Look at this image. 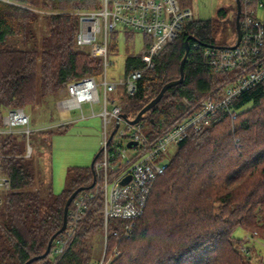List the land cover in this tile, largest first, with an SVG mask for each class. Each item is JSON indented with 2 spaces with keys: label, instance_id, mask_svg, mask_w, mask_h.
<instances>
[{
  "label": "trees",
  "instance_id": "obj_1",
  "mask_svg": "<svg viewBox=\"0 0 264 264\" xmlns=\"http://www.w3.org/2000/svg\"><path fill=\"white\" fill-rule=\"evenodd\" d=\"M191 2L180 0L183 6L191 7ZM101 4L102 0H0V110L37 105L59 95L71 81L102 73V59L78 49L76 43V12ZM236 16L237 4L234 10L219 8L213 18L186 21L178 36L154 56V66L139 79L137 92L123 96L126 113L135 117L164 84L180 78L187 39L190 48L183 81L169 87L141 120L149 123L150 132L162 131L207 94L220 92L232 74L214 72L204 50L235 44ZM41 18L48 21V33L39 52L18 41L26 39L28 28ZM225 26L236 35L233 43L216 37ZM145 37L146 47L152 46V37ZM110 50L116 46L109 44ZM144 58L143 53H129L126 72L142 67ZM252 61L244 67L252 66ZM229 107L232 112L220 109L209 126L191 130L179 143L164 173L153 181L132 235L110 234V242L115 241L119 250L110 264H258L260 258L264 264L260 243L253 241L245 252L243 239L234 235L241 227L248 233L258 231L264 239V230H259L264 227V82L235 98ZM21 138L14 131L0 133V172L10 183L0 193V264H24L41 256L63 225L68 197L81 186L86 188L70 204L66 229L56 234L48 255L29 264H90L88 241L98 228H104L103 198L95 183L91 186L93 169L71 167L70 179L59 193L53 191L52 182L46 188L36 186L23 151L27 134L22 132ZM83 193L93 196L67 236L71 210ZM62 234L68 244L57 254L54 245ZM108 243L109 239L111 248Z\"/></svg>",
  "mask_w": 264,
  "mask_h": 264
},
{
  "label": "built area",
  "instance_id": "obj_2",
  "mask_svg": "<svg viewBox=\"0 0 264 264\" xmlns=\"http://www.w3.org/2000/svg\"><path fill=\"white\" fill-rule=\"evenodd\" d=\"M76 13L79 15L77 46H88L91 55L102 59L105 75L102 82L104 100L102 109L97 112L103 118V137L100 154L94 164V183L96 191L103 198L107 244L110 234L119 237L132 235L136 219L145 211L153 181L164 173L173 149L189 132L209 126L214 114L220 109L232 112L229 106L235 98L264 82V0H241L242 36L237 46H208L204 50V56L213 71L232 74L230 81L220 92H211L193 108L186 109L164 130L153 132L145 129L146 123L141 119L130 122L134 117L126 113L123 96H132L137 92L139 79L154 66V56L178 36L186 21L194 17L192 8L183 6L179 0H102L100 8L79 10ZM118 25L150 35L153 44L147 49L142 67L128 71L118 82H109L106 73L109 65V35L114 33ZM99 32H103L102 40L98 39ZM246 61H252L249 71L244 69ZM98 85L97 77L94 76H83L69 82L64 88L66 96L59 100L58 106L61 109H82V104L89 102L93 107L94 102H101ZM119 89L120 101L112 100V107L108 108V91ZM93 114H96L94 110ZM29 121L24 108H4L0 110V133L13 132V126L27 125ZM25 130V133L30 134L29 127ZM126 178H129L128 181H124ZM9 184V179L0 172V189L8 188ZM90 196L84 194L76 200L71 210L67 236L82 219L83 209L88 205ZM115 221L121 226L111 228L110 224ZM66 234L56 239L55 253L61 254L65 250L68 244ZM257 239L264 252V241H261L259 232L255 230L249 233L248 240L255 242ZM114 249L117 256V246ZM242 249L249 252L246 244H242ZM105 254L104 249L98 264H110L112 256L107 257Z\"/></svg>",
  "mask_w": 264,
  "mask_h": 264
},
{
  "label": "rangeland",
  "instance_id": "obj_3",
  "mask_svg": "<svg viewBox=\"0 0 264 264\" xmlns=\"http://www.w3.org/2000/svg\"><path fill=\"white\" fill-rule=\"evenodd\" d=\"M228 3L234 10L236 0H192L191 8L195 18L208 19L215 17L219 8H230L227 6ZM259 13L263 14L261 10H259ZM47 22L45 18L36 21L32 27L28 28L26 39L20 38L18 42L21 43L23 40L26 46L37 47L39 52L42 51L48 33ZM228 29L225 26L222 32L216 33L217 39L233 43L236 35H232ZM114 32V34L110 33L109 35L110 44L116 46V50H110L108 53L109 65L106 73L109 82H118L124 78L125 73H127L126 57L129 53L147 55L148 49L146 47L145 33L132 31L122 25H118ZM128 32H132L133 35L129 37ZM97 36L99 40H102L103 32H99ZM78 49L89 53L88 46L79 47ZM103 71L102 68V73L97 77L101 102H94L93 107H91L89 102H84L82 109L80 107L61 109L58 106V102L66 96L64 90H61L57 96H48L37 105L26 106L24 110L29 115V124L13 126V131L20 139H22V132H26L25 129L27 127L31 129V134L26 133L27 138L22 140V144L30 167L35 173L36 186L41 185L46 188L52 182L54 192L63 191L70 179L71 172L69 169L73 166H90L94 156L101 149L103 118L97 112L102 109L104 100L102 82L105 75ZM120 95V89L108 91L107 96L110 100L108 108L112 107V100L120 101ZM125 102L126 100L123 99L122 103L125 104ZM93 110L96 114H93ZM65 123V127L59 128L60 124ZM145 129H150L149 123L146 124ZM176 150L177 147L173 149L172 154ZM0 193H2V189H0ZM83 195L84 193L78 197L80 198ZM259 230H264V227L259 228ZM234 235L243 239L244 244H252V240H248L249 233L243 228H236ZM108 239V244L112 245L111 248L106 244L104 228H98V231L91 236L88 241L92 250L90 264H98L104 249L107 257L112 256L110 263L115 259L114 248L116 247V242H110V238ZM261 241L264 240L262 239ZM255 243L258 244L260 241L257 239ZM260 256L264 258L263 251L260 252ZM259 260L256 263L261 264V258Z\"/></svg>",
  "mask_w": 264,
  "mask_h": 264
},
{
  "label": "water",
  "instance_id": "obj_4",
  "mask_svg": "<svg viewBox=\"0 0 264 264\" xmlns=\"http://www.w3.org/2000/svg\"><path fill=\"white\" fill-rule=\"evenodd\" d=\"M236 4H237V16H236L237 39H236L235 44L230 46L232 48L239 44V42L241 40V36H242V27H241V21H240L241 0H236ZM189 48H190L189 40L187 39L186 40V54H185L184 58L182 59L181 65H180V72H181L180 78L175 79V80H171V81L167 82L166 84H164L163 87L161 88V90L159 91V93L153 99H151L145 106H143V108L140 109L138 114L133 119H131L130 122L135 123V122L139 121L141 119V117L144 115V113H146L150 108H152L154 105H156L160 101V99L162 98V96L164 95V93L166 92V90L169 87L177 85V84H179V83H181L183 81L184 75H185V72H184L185 71V68H184L185 67V61L187 59V54H188ZM123 116L125 117L126 115L123 114ZM131 144H132V142L129 143V145H131ZM99 154H100V150L97 152V154L94 156V158H93V160L91 162L90 166L93 169V172H94V164H95V161H96L97 157L99 156ZM128 179L129 178H126L124 181H128ZM94 182H95V173H94V180H93L91 186L94 184ZM85 188H86L85 186H81V187L77 188L68 197V199L66 201V204H65V207H64L63 225H62V227L59 229V231L57 233H61L62 231H64L66 229L67 223H68V214H69L70 204L74 200V198L78 194V192L83 190V189H85ZM57 233H55L51 237V239L49 240V244L47 246L46 251L41 256L32 257L31 259H29L24 264H29L30 262H32L33 260H35V259H37L39 257H45L46 255H48L50 250H51V248H52V243H53V240H54V238H55Z\"/></svg>",
  "mask_w": 264,
  "mask_h": 264
},
{
  "label": "bare ground",
  "instance_id": "obj_5",
  "mask_svg": "<svg viewBox=\"0 0 264 264\" xmlns=\"http://www.w3.org/2000/svg\"><path fill=\"white\" fill-rule=\"evenodd\" d=\"M248 62L250 63L251 61H246V62H244V64H246V63H248ZM244 64H243V65H244ZM250 68H251V66H249V67H244V69H245L246 71H249ZM247 91H248V90H247ZM141 118H142V117H141Z\"/></svg>",
  "mask_w": 264,
  "mask_h": 264
},
{
  "label": "crops",
  "instance_id": "obj_6",
  "mask_svg": "<svg viewBox=\"0 0 264 264\" xmlns=\"http://www.w3.org/2000/svg\"><path fill=\"white\" fill-rule=\"evenodd\" d=\"M179 1H180V0H179ZM227 6L231 8V5H230V3H228V5H227Z\"/></svg>",
  "mask_w": 264,
  "mask_h": 264
}]
</instances>
